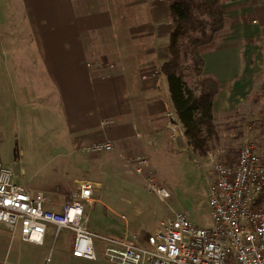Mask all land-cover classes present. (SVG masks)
I'll list each match as a JSON object with an SVG mask.
<instances>
[{"label": "crops", "instance_id": "1", "mask_svg": "<svg viewBox=\"0 0 264 264\" xmlns=\"http://www.w3.org/2000/svg\"><path fill=\"white\" fill-rule=\"evenodd\" d=\"M114 6L125 15L118 23ZM223 10L231 32L205 56L204 73L221 85L217 129L236 138L251 130L243 117L253 96L264 101V0H224ZM170 32L165 0H0V133L17 135V117L34 99L61 114L73 149L108 142L119 154L161 153L178 121L158 72ZM258 108L263 119L264 103ZM16 238L0 233V263L111 264L102 253L87 262L53 249L46 263L43 247L14 248Z\"/></svg>", "mask_w": 264, "mask_h": 264}, {"label": "built area", "instance_id": "2", "mask_svg": "<svg viewBox=\"0 0 264 264\" xmlns=\"http://www.w3.org/2000/svg\"><path fill=\"white\" fill-rule=\"evenodd\" d=\"M168 131L173 147L179 151L190 149L178 121L172 120ZM85 151L112 153L115 147L108 142L98 143ZM225 152L217 148L205 160L210 169L204 197L211 225L200 227L187 211L170 208L146 239L126 216L122 217V238L98 235L86 228V215L100 204L95 184H78L58 210L45 193H31L18 185L10 169L0 163V233L44 247L50 231L55 230L57 235L68 231L73 235L74 257L87 262H97L102 253L111 264H264V149L245 141L231 162L222 161ZM119 155L131 175L144 179L150 196L164 204L173 198L170 188L154 175L147 156ZM51 255L52 251L46 263ZM0 264L9 261L5 258Z\"/></svg>", "mask_w": 264, "mask_h": 264}, {"label": "rangeland", "instance_id": "3", "mask_svg": "<svg viewBox=\"0 0 264 264\" xmlns=\"http://www.w3.org/2000/svg\"><path fill=\"white\" fill-rule=\"evenodd\" d=\"M114 11L115 22L118 23L125 15L119 13L116 6ZM161 66L158 67V72H161ZM253 98L254 101L252 99L250 102L252 111L243 117L246 122L251 123V130L236 138L234 132H229L227 127L219 132L221 139L214 145L213 150L222 148L226 151L222 157L223 162L233 161L241 146L248 140L264 149V137L261 135L263 119L258 108L264 101L259 100L260 97L256 99V95ZM25 105L17 117L21 122L18 123L20 129L17 135L9 138L6 133H0L1 161L15 176L14 180L18 185L31 193H45L48 200L59 210L78 184H95V196L100 204L92 214L86 215L85 226L98 235L123 236V216L134 224L138 234L148 233L159 226L170 208L187 211L192 221L200 227L211 225L210 210L204 197L205 177L210 167L205 164V160L191 152V148L179 151L170 142L166 145L165 141L162 152L153 154L154 156L136 152L149 158L154 175L172 191L173 198L164 204L157 197L148 194L147 184L142 177L133 176L127 171L116 150L112 153L89 154L85 148L92 145L84 149H73L67 133L63 130L64 126L61 125L62 116L57 110L49 109L47 105L39 109L34 99L26 101ZM15 151H18V160L15 158ZM197 159L198 162L195 161ZM58 185H62L70 194L63 195L59 191H53L52 188ZM8 239L9 243L12 242ZM19 243L24 244L16 238L12 245L15 248ZM72 245L73 235L70 232L62 231L57 235L52 230L46 245L40 249L44 257L52 249L54 254L66 255L72 252Z\"/></svg>", "mask_w": 264, "mask_h": 264}, {"label": "trees", "instance_id": "4", "mask_svg": "<svg viewBox=\"0 0 264 264\" xmlns=\"http://www.w3.org/2000/svg\"><path fill=\"white\" fill-rule=\"evenodd\" d=\"M165 1L171 32L168 61L162 64L161 74L189 147L205 160L219 141L214 103L221 85L215 77L204 73V59L230 34L231 20L224 13V0ZM261 135L264 137V118ZM52 190L70 194L62 185L54 186ZM141 236L147 238L146 233Z\"/></svg>", "mask_w": 264, "mask_h": 264}, {"label": "water", "instance_id": "5", "mask_svg": "<svg viewBox=\"0 0 264 264\" xmlns=\"http://www.w3.org/2000/svg\"><path fill=\"white\" fill-rule=\"evenodd\" d=\"M15 158L18 160V151H15Z\"/></svg>", "mask_w": 264, "mask_h": 264}]
</instances>
